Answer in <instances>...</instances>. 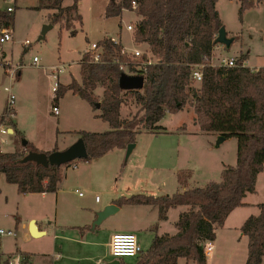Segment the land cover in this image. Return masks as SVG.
I'll return each mask as SVG.
<instances>
[{
  "label": "trees",
  "instance_id": "trees-1",
  "mask_svg": "<svg viewBox=\"0 0 264 264\" xmlns=\"http://www.w3.org/2000/svg\"><path fill=\"white\" fill-rule=\"evenodd\" d=\"M63 1L54 0L53 6L58 12L53 19L62 21L66 14L65 26L75 36L78 31L73 29V22L83 24L80 0H74L66 7H62ZM133 1L138 5L136 9H133ZM237 1L242 21L245 10L262 0ZM217 2L110 0L106 6V17L121 16L125 9L140 15L134 26V40L147 45L157 60L147 66L143 90L127 91L133 92L142 115L121 116V107L125 103L119 83L124 73L121 65L132 66L133 61L131 56L122 53V44L114 43L110 36L99 42L104 49L100 62H93L87 53L82 56L81 82L73 78L68 85L59 83L55 92L54 103L69 91L86 100L95 110L99 102L101 113L97 117L111 126L104 132L80 131V138L88 151V157L80 159L82 161L97 159L115 148L136 143L137 135L143 129L165 131L159 122L168 113L180 112L188 103L193 106L194 120L201 131L238 139L237 164L224 168L221 181L172 195L133 194L116 200L118 206H155L160 219H166L172 207L188 206L176 222V234L156 235L152 245L135 262L122 260L121 264H178L180 258L193 260L196 264H208L206 243L215 240L216 230L224 225L235 208L245 205L243 198L256 191L258 175L264 170V67L252 69L243 65L248 53L239 56L235 67L211 64L215 40L224 26ZM14 22L13 12L0 10V35L5 29L11 30ZM199 64L204 65L203 81L197 86L191 76L193 67ZM97 88L104 90L102 97L95 93ZM11 126L22 141L25 136L14 121H11ZM23 148L14 152L0 149V173L5 174L7 182L16 184L20 193L56 192L64 177V165L45 167L34 161L24 162L28 152L42 151L30 141ZM76 162L65 165L73 166ZM183 173L186 172L178 174L181 183ZM259 208L260 213L249 216L241 227L249 239L246 264H262L264 259V202L259 204ZM2 264H8V261Z\"/></svg>",
  "mask_w": 264,
  "mask_h": 264
},
{
  "label": "rangeland",
  "instance_id": "rangeland-1",
  "mask_svg": "<svg viewBox=\"0 0 264 264\" xmlns=\"http://www.w3.org/2000/svg\"><path fill=\"white\" fill-rule=\"evenodd\" d=\"M73 1L65 0L63 5H71ZM109 2L110 0H81L79 7L83 24L78 21L73 22V29L78 31L73 36L64 23L67 19L66 14L62 21L53 19L58 12L53 6L54 0H0V10L9 6L15 8L13 12L15 22L11 29L13 40L0 43V115L5 113L4 109L9 99V93L5 89L11 83L8 71L14 69L16 78L12 82V92L16 96L15 107L18 109V119H21L27 127L26 132H22L24 139H36V144L43 150L42 152H50L53 149L64 150L78 139L80 131L95 127V120L81 105L76 94H67V92L58 103L53 102L52 88L55 80L48 75L51 66L59 63L67 65V70L60 75L61 81H68L71 75L78 77L79 60L90 43L98 42L107 36L119 38L121 44L128 50L135 47L147 49V45L135 42L134 32L126 29L128 24L135 26L139 14L134 10L125 9L121 16L106 17L105 11ZM239 7L237 0H220L218 3L222 18L228 29L236 33V37L232 46L217 51L214 60L211 59V64H220L224 58L234 57L238 60L242 53L248 52L249 65H264V0L246 9L242 21L239 19ZM45 25L53 27L46 33L45 38L41 39ZM3 50L7 53L8 61L3 60ZM34 57L39 59L37 64L34 62ZM155 58L153 57L154 60ZM19 70H21L20 77L17 75ZM123 91L122 97L125 103L121 107V116L131 117L137 113L142 115L141 106L137 104L133 92ZM54 105H60V115L53 112ZM194 118L193 106L188 103L178 114L167 115L159 124L168 126L170 130H180L186 126L189 134L188 143H191L195 160L199 162L200 159L205 160L207 157L203 150L207 141H213V145L216 146L218 138L208 139V135L193 133L198 128ZM148 136L146 133L139 135V149L130 159L126 160V156L123 157L121 166L118 164L120 159L115 153L106 155L102 159L75 160L80 165L78 167L64 165V177L56 193H20L16 184L7 182L5 174H0V229L12 230L15 233L0 235V260L8 261L10 257L22 254L28 263L29 255H25L24 251L42 253V256L37 254L36 259L28 264H51L52 259L44 256L43 253L57 252L62 253L64 261L69 258L73 264H98L99 259L106 264L114 259L108 244L103 242L110 241L111 233L126 232L121 224H114L108 230L100 226L94 233H87L84 239L101 243L84 246L85 252L90 253V258L85 259L83 258L87 255L81 251V233L70 228V225L82 218L81 207L93 205L96 196L105 201L112 192L131 195L134 189H138L134 187L135 184L131 186V182H136L132 181L131 177L136 170L141 173L140 175L146 174L140 163ZM182 139L184 142V137ZM3 150L22 151L21 139L14 134L10 135L6 138ZM237 151L238 144L236 145L235 141H227L220 148L213 149L214 154L227 161H234L235 164ZM141 155L142 158H139ZM103 161L110 162L104 165ZM136 164L139 166H135ZM79 167L87 170L86 175L95 176L91 184L79 178ZM134 167L140 169L133 170ZM188 178L187 172L182 174L183 183ZM221 179L222 176L220 177L219 174L217 181ZM257 186L258 193L254 199H264V172L260 175ZM76 189L85 192L86 195L79 196ZM32 216L37 217L41 227L48 229V234L42 237L30 235L23 224L26 225ZM239 232L238 229L234 234ZM55 234L58 236L55 237ZM144 244L143 247H147ZM217 260V257L208 258V263L213 264ZM124 261L131 262L134 258H125ZM221 263L219 259L217 264Z\"/></svg>",
  "mask_w": 264,
  "mask_h": 264
},
{
  "label": "crops",
  "instance_id": "crops-1",
  "mask_svg": "<svg viewBox=\"0 0 264 264\" xmlns=\"http://www.w3.org/2000/svg\"><path fill=\"white\" fill-rule=\"evenodd\" d=\"M64 1L62 3V7H66L65 5H63ZM219 1L220 0H218V2H217V9H218L220 16L222 18V14L218 8ZM79 6H80V3H79ZM79 12H80V7H79ZM140 18L141 17L139 15V19ZM222 21L224 23V26L226 27L228 37L234 38V41H235V37H236L235 34L236 33L234 31L228 29L223 18H222ZM234 41H233V43H234ZM233 43L230 46H232ZM227 48L228 47L223 45V44H217L213 50V58L212 59L214 60L215 54L217 53L218 50L227 49ZM84 53H83V55H84ZM2 55H3L2 56L3 60L8 61L6 59V56H7L6 51H4ZM248 58H249V53H248ZM248 58L245 60V63H244L245 66H249L252 69H258L260 67H264V65H249L248 64ZM80 60H79V65H80ZM215 65H217V64H215ZM66 70H67V67H66L65 71ZM19 71H21V70H19ZM19 71L17 72L18 76H19ZM48 73H49L48 74L49 77L54 78L53 76H51V71H48ZM73 77L78 82H81V65H80V75L78 77L71 75L69 77V80L65 82V81H61V78L59 76V83L64 84V85H68L71 83ZM103 91L104 90L102 88H97L95 90V93L99 97H102ZM71 93L74 94L72 91H69L67 94H71ZM54 95H55V93H54ZM77 96L81 101L80 102L81 105L88 111V113L95 120V123H94L95 127L92 128L91 130H85V131L104 132V131L110 130L111 126H110L109 122L104 121L101 118L97 117L101 113L100 109L99 108H97L96 110L93 109V107L86 100L82 99L79 95H77ZM52 98H54V97H52ZM58 106L60 108V105H58ZM15 110H16V117H15L14 122L16 124V127L20 132H23V131L26 132L25 128H27V127L24 125V123L22 122L21 119H18V109H16V107H15ZM121 113H122V111H121ZM176 114H178V113H176ZM167 115H173V114L168 113ZM166 116L164 118H166ZM122 117L127 118L124 116H122ZM60 120H61V118L59 119L58 122H60ZM194 123H195V120H194ZM195 124L198 125L197 123H195ZM162 126L166 129L165 131L152 132V131H146L143 129V131L137 135L136 146L133 149V152L131 153V155L129 156L128 159H130L135 154V152L139 149V141H138L139 135L142 133L148 134L149 139L146 141V145L144 147L143 158H142V155L139 156V158H142V162L140 163V167L145 171L146 174L140 175L141 173L136 170V169H140V168H135V167L133 168V170H136V172L132 173L133 175H132L131 179H132V181H136V182H131V186L133 184H135L134 187L138 188V189H134V191H132L133 193H131V195H133V194H144V193H149L146 195L152 194L155 196L172 195L176 192H180L181 190L184 191L188 188H192V187H196V186H205L208 183L213 182V181L219 182V181H217V178L219 177V174H220V177L222 176V171L224 170V168L227 165L228 166H235L237 164V162L235 164L234 161L233 162L227 161L226 159L220 157L217 154H214V152H213V149L220 148L221 145L227 141H235V143L237 145L238 139L236 137L226 138L223 141V143L216 145V146L213 145V141L208 140L206 145H205L206 147L203 149L204 152L207 154V157L205 160L200 159L199 162H197L195 160L196 156L192 150L191 143H188L189 134L187 131V127L184 126L180 130L179 129L170 130V128L168 126H166V125H162ZM13 132H14V135H16L14 128H13ZM193 133L205 134V135H208L207 136L208 139L210 137H212L214 140L219 137L218 134L205 133V132L201 131L199 125H198V128L196 129V131H194ZM182 137H184V142H183ZM79 138H80V135H79L78 139ZM28 141H30L38 150L43 151L36 144V139L30 138V139H28ZM1 150H3V147ZM23 150H24V148H23ZM3 151L14 152L11 150L10 151L3 150ZM126 151H127V147L115 148V149L109 151L108 153H106L105 155H103L102 157H99L97 159H102V158L106 157V155L115 153L117 155V157L120 159L118 164H120V166H121V164H122L121 160L123 159V157L126 156ZM109 162L110 161H106V162L103 161L104 165H108ZM75 165H76V167H78L79 164L76 163L73 165V167H75ZM135 166H139V164H136ZM117 168H118V166L116 167V170H117ZM220 168H222V169H220ZM86 171L87 170L85 168L79 167V169H78L79 178L82 181H85V182H88L91 184V182L94 180L95 176L92 175L90 177V176L86 175ZM182 171L190 172L189 173L190 176H189L188 180L185 181V183H181L179 181L178 174ZM263 172H264V170L258 175V179H257V183H256V191L254 193H247L246 196L243 198V202L245 203V205L235 208L226 218L224 225L222 227H219L216 230V238L212 242L213 243V252H212L211 256H207V263H208V258L217 257L218 260L220 259V261L222 262L221 264H232L233 262H234L233 264H246L247 257H248L249 239H248L247 235L242 233L241 227L249 216L258 215L261 211L259 208V204L264 202V199L256 200V199H254V197L258 193V186H257L258 180L260 178V175ZM0 174H2V173H0ZM5 178H6V176H5ZM148 187L151 189L150 190L145 189ZM56 192H52V193H56ZM42 194H48V193L46 192V193H42ZM131 195L129 193H123V192L122 193L121 192H119V193L118 192H112L110 194V196L105 201H103L102 198H100V200L95 199V203L93 205H85V206L83 205L81 207L82 218H80L79 221H77L76 223H72L70 225V228H73L76 231L81 233V238H82L80 241V244L82 245L81 251H82V253L87 255L83 259L90 258L89 257L90 253L85 252L84 246H95V245H98L101 243V242L89 241L87 239H84V238H86L85 237L86 234L87 233H94L96 231V229L100 226H104L105 229L108 230L114 224H121V227H124L126 232H133L138 236L139 242H140L144 251H146L152 245L153 240H154L156 235H163V234L174 235L178 232L176 222L178 221L180 214L188 210V206L182 205V206H178V207H172L167 212V218L166 219H160L159 210L155 206H152V205H133V204H125L122 206H118L116 204V200L118 198L123 197V196L129 197ZM81 197H83V196H81ZM110 204L117 205L118 210L115 213H113L112 215H110L109 217H107L105 220H103L100 224L93 227V224L97 219V213L99 211L103 210L107 205H110ZM32 222H35L37 229L40 232L44 233L43 236L48 234V229L41 227V224L39 223L37 217L32 216L26 225L23 224V226L26 227V229H28V231L32 237H34L33 234L31 233V230H30V225ZM238 229L240 230V232L235 235L234 233ZM224 233L226 234V236H222ZM113 234L114 233H111V236ZM57 236L58 235L55 234V237H57ZM110 240H111V238H110ZM109 243H110V241L103 242V244H108V246H109ZM144 243L147 246L145 248L143 247ZM215 244H216V246H215ZM109 249H110V247H109ZM2 254H5V253L2 252ZM24 254L30 256L28 263L31 260L36 259L37 254L42 256V253H40V252L37 253V252L24 251ZM61 254L62 253H58V252L52 253V254L43 253L44 256H48L52 259L51 264H73L69 261L70 260L69 258H66V260L64 261V256ZM136 259L137 258H134V261H131V262H135ZM112 260H114V259H112ZM218 260H217V262H218ZM98 261H99L98 264H103V262L100 259ZM3 262H4L3 260H0V264H2ZM217 262L215 261V263L213 262V264H217ZM108 263H106V264H108ZM178 264H196V263L193 260H187L185 258H180L178 261ZM208 264H211V263H208ZM262 264H264V259H263Z\"/></svg>",
  "mask_w": 264,
  "mask_h": 264
},
{
  "label": "built area",
  "instance_id": "built-area-1",
  "mask_svg": "<svg viewBox=\"0 0 264 264\" xmlns=\"http://www.w3.org/2000/svg\"><path fill=\"white\" fill-rule=\"evenodd\" d=\"M133 9L137 8V3L135 1L132 2ZM8 11L14 12L15 8L9 6L7 8ZM126 29L129 31L134 32V25L128 24ZM13 40V32L12 30H3L2 34L0 35V43H6ZM111 40L116 44H121L120 40L111 36ZM98 42L90 43L89 48L86 50L85 53L89 54L91 60L93 62H100L102 60V54L104 52L103 46ZM26 44H29V41H26ZM122 53L126 56H131L133 65L128 66L125 64L121 65V69L124 73L130 75H142L145 78L146 82V70L149 64L156 62L157 60L153 59V55L150 50L147 48L140 49L136 47L132 50H128L127 47L122 45ZM146 56V58H144ZM220 64H212L213 66H227V67H235L238 65L237 59L234 57L231 58H224L221 60ZM34 62L37 64L39 62L38 57H34ZM245 63V61H244ZM243 63V65H245ZM67 65L65 63H60L51 66V76L55 79V85L53 86L54 93L56 92L59 84V76L63 73L66 69ZM203 67L204 65L199 64L195 65L192 70V81L194 84H201L203 81ZM10 80L13 82L16 78V71L11 69L8 71ZM6 91L9 93L8 104L5 108V113L0 115V149H2L3 145L6 143V138L10 135H13V127L11 126V121L15 120L16 117V110H15V103H16V96L12 92V83L6 86ZM53 112L56 115L60 114V108L58 105L53 106ZM76 167V165H75ZM79 196H85L86 193L80 191L79 189L76 190ZM96 200H100L99 196H96ZM15 233L12 230L5 231L4 229H0V235H14ZM110 247V254L114 259H118L120 261L124 260L125 258H138L143 252V248L139 242L138 236L133 232H117L111 236V240L109 243ZM213 252V243L211 241L206 243L205 246V254L206 256H211ZM30 256L28 257V261ZM8 264H27L25 257L22 254L16 255V257H12L8 260Z\"/></svg>",
  "mask_w": 264,
  "mask_h": 264
},
{
  "label": "water",
  "instance_id": "water-1",
  "mask_svg": "<svg viewBox=\"0 0 264 264\" xmlns=\"http://www.w3.org/2000/svg\"><path fill=\"white\" fill-rule=\"evenodd\" d=\"M116 1V0H112ZM52 25H45L42 31L41 39L45 38L46 33L52 28ZM234 38L228 37L227 30L225 26H222L219 30V34L215 40V44H223L227 47H230V45L233 43ZM120 88L122 90H143L145 86V78L142 75H130L127 73H123L120 78ZM97 108H100V103H97ZM226 139L225 136L219 135L217 145L221 144ZM26 139L22 140V145L27 144ZM136 144L132 143L127 146L126 151V160L129 158L131 153L133 152V149L135 148ZM88 157V151L86 144L82 138H79L76 142H74L72 145L67 147L64 150H56L51 152L50 154H47L46 152H35L31 151L28 152L27 155L24 158V162L28 161H34L37 164H41L45 167H49L50 165H56V166H62L65 165L71 161H75L78 159H85ZM118 210V206L115 204L107 205L103 210L99 211L97 213V219L93 224V227L100 224L103 220H105L107 217L112 215ZM31 233L34 236V233L32 231V223L30 225ZM108 264H121V261L118 259H114Z\"/></svg>",
  "mask_w": 264,
  "mask_h": 264
},
{
  "label": "bare ground",
  "instance_id": "bare-ground-1",
  "mask_svg": "<svg viewBox=\"0 0 264 264\" xmlns=\"http://www.w3.org/2000/svg\"><path fill=\"white\" fill-rule=\"evenodd\" d=\"M32 231L34 233V237H39V236H42L44 233L40 232L36 225H35V222H32Z\"/></svg>",
  "mask_w": 264,
  "mask_h": 264
}]
</instances>
